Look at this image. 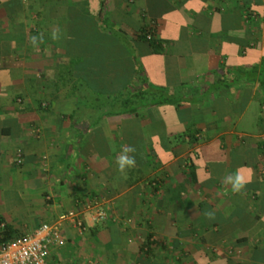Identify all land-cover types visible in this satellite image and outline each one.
Listing matches in <instances>:
<instances>
[{"label": "crops", "instance_id": "crops-1", "mask_svg": "<svg viewBox=\"0 0 264 264\" xmlns=\"http://www.w3.org/2000/svg\"><path fill=\"white\" fill-rule=\"evenodd\" d=\"M89 198L50 263L264 264V0H0V229Z\"/></svg>", "mask_w": 264, "mask_h": 264}, {"label": "built area", "instance_id": "built-area-1", "mask_svg": "<svg viewBox=\"0 0 264 264\" xmlns=\"http://www.w3.org/2000/svg\"><path fill=\"white\" fill-rule=\"evenodd\" d=\"M146 37L150 38V34L147 33ZM16 160L21 161L20 151H17ZM79 202L80 207L66 210L54 220L43 222L0 244V264H52L50 255L54 248L64 243V227L67 224L83 230L107 217L106 210L96 198Z\"/></svg>", "mask_w": 264, "mask_h": 264}, {"label": "clouds", "instance_id": "clouds-1", "mask_svg": "<svg viewBox=\"0 0 264 264\" xmlns=\"http://www.w3.org/2000/svg\"><path fill=\"white\" fill-rule=\"evenodd\" d=\"M132 152H134V148L129 147L125 150V152L123 154H121L118 157L117 164H118L119 171L123 172L126 169V167L130 168V167L134 166L135 158H134V156H131L128 154V153H132ZM230 180L232 183L233 191H238L243 186L242 178L239 176L232 177V178H230ZM209 215H211V214H209Z\"/></svg>", "mask_w": 264, "mask_h": 264}, {"label": "trees", "instance_id": "trees-1", "mask_svg": "<svg viewBox=\"0 0 264 264\" xmlns=\"http://www.w3.org/2000/svg\"><path fill=\"white\" fill-rule=\"evenodd\" d=\"M150 27V25L148 24V25H145L144 27H143V29H142V32H141V38L142 39H144V40H147V41H152L153 39H152V31H151V29L149 28ZM151 34L150 35V38H147L146 37V34ZM0 222H2L1 221V219H0ZM16 236H18V235H12V233H10V230H9V228L8 227H3L2 229H0V244H2V243H5L6 241H8V240H10V239H12V238H15ZM144 246H147V244H145Z\"/></svg>", "mask_w": 264, "mask_h": 264}, {"label": "rangeland", "instance_id": "rangeland-1", "mask_svg": "<svg viewBox=\"0 0 264 264\" xmlns=\"http://www.w3.org/2000/svg\"><path fill=\"white\" fill-rule=\"evenodd\" d=\"M6 197H4V200L6 201V202H8V203H12V202H14L15 201V199L17 200V198L16 197H13V196H8V195H5ZM64 241H65V237H64ZM53 253H51V255H52Z\"/></svg>", "mask_w": 264, "mask_h": 264}]
</instances>
